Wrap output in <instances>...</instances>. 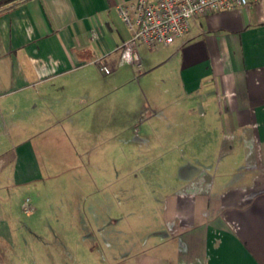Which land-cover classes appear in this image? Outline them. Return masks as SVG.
<instances>
[{"label":"crops","instance_id":"obj_1","mask_svg":"<svg viewBox=\"0 0 264 264\" xmlns=\"http://www.w3.org/2000/svg\"><path fill=\"white\" fill-rule=\"evenodd\" d=\"M127 1L0 0V208L19 187L29 184L35 190V183L51 173L46 138L59 142L67 136L63 127L70 123L63 126V117L93 103L95 94L103 104L110 81L95 60L110 71L115 62L141 63L179 89L187 112L183 142L193 152L208 147L217 167L211 171L187 164L178 169V185L159 206L157 224L144 228L145 238L136 236V242L146 237L151 242L135 252L120 246L117 259L109 257L114 253L110 247L104 246V252L92 241L110 237L114 222L123 233L116 217L106 216L104 207L111 201L105 183L101 191L82 195L73 204V222L76 238L90 240L88 255L95 253L86 262L264 264V0L199 15L180 38L157 45L143 60L136 40L134 64L118 60L130 33L116 6ZM104 111L103 106L105 117ZM75 124L94 123L78 118ZM192 128L199 132L192 134ZM67 152L75 155L73 148ZM28 202L23 219L0 213V264H66L51 250L48 262L25 248L13 252L20 237L42 235L41 202Z\"/></svg>","mask_w":264,"mask_h":264},{"label":"rangeland","instance_id":"obj_2","mask_svg":"<svg viewBox=\"0 0 264 264\" xmlns=\"http://www.w3.org/2000/svg\"><path fill=\"white\" fill-rule=\"evenodd\" d=\"M136 44L142 60L151 57L157 47ZM155 71H146L141 63L128 67L115 62L114 68L105 75L110 81V91L103 104L95 94L94 102L82 106L80 112L72 108L68 116L64 114L62 125L70 123L63 127L67 136L59 142L52 140L51 135L46 138L51 173L44 176V182L35 183V190L29 184L19 187L16 195L6 200V207L0 208L2 214L7 212L6 215L23 219L28 215L20 210L22 198L41 202L37 208L43 221L39 225L41 237H20L13 244V252L25 248L36 256L43 254L48 262L47 253L51 250L60 263L89 264L86 257H93L95 253L88 255L90 240L75 236L79 232L77 223L73 222V204L91 190L101 191L103 183L111 201L109 207H104L106 216L116 217V226L121 227L123 233L114 229V222L110 237L97 236L92 240L94 245L104 252L107 251L104 246L110 247L114 253L109 257L116 259L120 246L125 245L129 252L141 250L151 242V237H146L144 244L136 242V236L145 238L144 228L157 224L161 216L159 206L178 185V169L182 170L187 164L197 169L207 166L211 171L217 167L214 152L208 147L193 152L184 144V132H187L182 126L187 114L183 110L184 98L172 83L167 85L165 79L155 76ZM81 112L90 115L83 117ZM78 118L94 124L76 126ZM102 120L109 125L99 126ZM196 132H199L197 128L191 129L192 134ZM71 148L74 156L67 152ZM193 155L208 156L189 158ZM71 227L76 232L72 233Z\"/></svg>","mask_w":264,"mask_h":264},{"label":"built area","instance_id":"obj_3","mask_svg":"<svg viewBox=\"0 0 264 264\" xmlns=\"http://www.w3.org/2000/svg\"><path fill=\"white\" fill-rule=\"evenodd\" d=\"M258 0H130L116 6L117 15L129 31L130 37L120 46V63L138 61L135 41L146 46L168 45L180 38L189 21L199 15L218 10L244 7ZM97 70L108 74L109 68L100 59L95 60ZM21 211L28 213L30 204L24 198Z\"/></svg>","mask_w":264,"mask_h":264},{"label":"trees","instance_id":"obj_4","mask_svg":"<svg viewBox=\"0 0 264 264\" xmlns=\"http://www.w3.org/2000/svg\"><path fill=\"white\" fill-rule=\"evenodd\" d=\"M7 1H10V0H5V2H7Z\"/></svg>","mask_w":264,"mask_h":264}]
</instances>
